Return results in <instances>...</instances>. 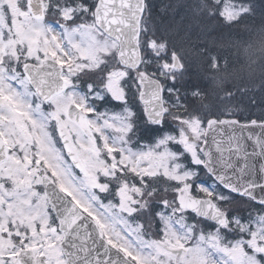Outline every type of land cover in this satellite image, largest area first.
Wrapping results in <instances>:
<instances>
[{
  "label": "snow or ice",
  "instance_id": "obj_1",
  "mask_svg": "<svg viewBox=\"0 0 264 264\" xmlns=\"http://www.w3.org/2000/svg\"><path fill=\"white\" fill-rule=\"evenodd\" d=\"M245 34L264 0H0V264H264Z\"/></svg>",
  "mask_w": 264,
  "mask_h": 264
},
{
  "label": "rangeland",
  "instance_id": "obj_2",
  "mask_svg": "<svg viewBox=\"0 0 264 264\" xmlns=\"http://www.w3.org/2000/svg\"><path fill=\"white\" fill-rule=\"evenodd\" d=\"M239 43L233 49L242 57L241 69L227 68L226 71L216 74L223 78L221 88L215 90L218 94L223 89L238 87L241 83V87L250 88L264 83V38L253 35L249 37V41L241 39ZM201 85L206 88L210 84L201 81Z\"/></svg>",
  "mask_w": 264,
  "mask_h": 264
},
{
  "label": "trees",
  "instance_id": "obj_3",
  "mask_svg": "<svg viewBox=\"0 0 264 264\" xmlns=\"http://www.w3.org/2000/svg\"><path fill=\"white\" fill-rule=\"evenodd\" d=\"M243 39L244 41H249V36L248 35H243L242 37H240L239 41ZM239 43V42H238ZM237 43V44H238ZM240 44V43H239ZM236 45V44H235ZM234 45V46H235ZM234 46L232 47V49L230 50L231 52V60H232V63L229 64L228 68L232 69V70H239L241 69V64H243L242 62V57L238 54V53H235V50L233 49ZM264 72V71H263ZM262 72V73H263ZM242 85V83H241ZM239 85V86H241ZM211 85H208L206 86V89L209 91V93H211L212 89L210 87ZM226 86H229V84H226ZM234 88V87H233ZM210 89V90H209Z\"/></svg>",
  "mask_w": 264,
  "mask_h": 264
}]
</instances>
